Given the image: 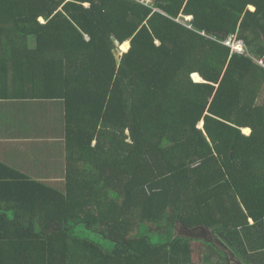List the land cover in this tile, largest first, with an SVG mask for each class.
Here are the masks:
<instances>
[{
    "label": "trees",
    "instance_id": "obj_1",
    "mask_svg": "<svg viewBox=\"0 0 264 264\" xmlns=\"http://www.w3.org/2000/svg\"><path fill=\"white\" fill-rule=\"evenodd\" d=\"M0 84V264H264V0H0Z\"/></svg>",
    "mask_w": 264,
    "mask_h": 264
},
{
    "label": "crops",
    "instance_id": "obj_2",
    "mask_svg": "<svg viewBox=\"0 0 264 264\" xmlns=\"http://www.w3.org/2000/svg\"><path fill=\"white\" fill-rule=\"evenodd\" d=\"M3 1H5V0H3ZM139 1L143 2L145 5H148V6L154 5V2H152V3H145L144 0H139ZM85 6L88 7L89 5L86 4ZM190 19H192V18L190 17ZM225 44H230V45H225V46H227L228 48H230L231 52L244 53V52L248 51L247 44L245 43V40L228 39L225 42ZM123 45H121V48L123 47ZM129 48H130V46L124 52H127L129 50ZM252 57H253L254 60L257 61V59L254 56H252ZM261 61H263V60H261ZM11 72H12V69L10 70V73ZM10 73L8 74V76H11ZM199 80H196V82H199ZM4 89H8L7 86L6 85L3 86V85L0 84V94H2L4 92L3 91ZM2 99H4V100H2ZM15 102L16 101H14V99L0 98V149H2L4 147V143L5 142L7 143L8 146H10V145L15 146V142L16 141L7 134V132H9V127L10 126H9V121H7L6 120V117H5L6 114H8L10 116L13 114V112H14V104H16ZM27 104H28V106H27L28 112L31 110V112H33L34 114L37 115V114L40 113V110H41L43 113L49 114V116L51 114H56L57 115L56 122L59 125H62L64 127H66V111H64V109L62 107H59L58 106V104H59L58 102H56V101H45V100H40L39 99V100H36L34 102L28 101ZM57 108H60V109L59 110H56ZM201 126L202 125H200V127ZM2 128L6 130L5 133H4V136L5 137L2 136ZM243 131H244V134H246L247 136H250L252 134V129L251 128H246ZM21 139H22V141L24 143L27 144V140H26L25 133H24V135L22 134L19 137V140H21ZM2 141H4V143H2ZM45 144H48V145H45ZM49 144H50V142L49 143L48 142L47 143L44 142V144H37V146H41L42 145L41 148H43V149L46 148L45 151L44 150H41L43 154L47 155V159L45 160V162H42V164L45 165L46 167H49V168L51 166L53 167L54 165H57V166L58 165H63L62 163H60L56 151L51 146H49ZM21 149H22V151H21V155L22 156H25V151L31 152L30 150L27 149V146L26 145H25V147L23 146V148H21ZM47 150H49L48 153H47ZM199 245L200 244H194L195 247H197ZM203 246L204 247H209L206 244H204ZM200 251H201V249H200ZM200 251L198 252L199 256L202 253ZM82 254H83V256L81 257V259H82V261H85L86 264H88L87 263V259H89L92 264H96V262L99 261V259L97 257V253L94 252V251H92V250H89L88 249V255H85V253L83 251H82ZM196 259H197V256L194 255V260H193L194 263H196ZM200 263H203L204 264L205 261H200ZM200 263H197V264H200ZM38 264H42V262L41 261H38Z\"/></svg>",
    "mask_w": 264,
    "mask_h": 264
},
{
    "label": "rangeland",
    "instance_id": "obj_3",
    "mask_svg": "<svg viewBox=\"0 0 264 264\" xmlns=\"http://www.w3.org/2000/svg\"><path fill=\"white\" fill-rule=\"evenodd\" d=\"M145 1V0H144ZM152 2H154V0H152ZM122 53H124L123 47L121 48V46L119 47L118 51L116 52V55L118 57H120L121 55H123ZM193 82H195V77L192 78ZM199 80V79H197ZM49 116V114L45 113V117ZM202 128V126L200 127ZM5 141V140H4ZM4 141H2V143H4ZM57 149V153L59 152V150H62V147H55ZM45 155V154H44ZM46 159H43V157L40 155L38 158H34V160L32 159H26V167H25V171L26 174H29L30 176H38L42 173L43 169L46 167L45 165L42 164V162H45ZM20 168V167H19ZM197 250H200L201 255L197 256L196 259V263H200V261H207L209 263H212L215 261L216 259V254L213 252V250L210 247H204L203 245H199L197 247H195ZM205 262V263H207Z\"/></svg>",
    "mask_w": 264,
    "mask_h": 264
},
{
    "label": "bare ground",
    "instance_id": "obj_4",
    "mask_svg": "<svg viewBox=\"0 0 264 264\" xmlns=\"http://www.w3.org/2000/svg\"><path fill=\"white\" fill-rule=\"evenodd\" d=\"M130 46V43L129 42H126L124 45H123V50L126 51L128 49V47ZM195 79H200L199 76L195 75L194 76Z\"/></svg>",
    "mask_w": 264,
    "mask_h": 264
},
{
    "label": "clouds",
    "instance_id": "obj_5",
    "mask_svg": "<svg viewBox=\"0 0 264 264\" xmlns=\"http://www.w3.org/2000/svg\"><path fill=\"white\" fill-rule=\"evenodd\" d=\"M186 20L189 21V20H191V19H190V17H187ZM42 22H44V20H42ZM225 45H230V44H225ZM129 49H130V48H129ZM122 54H124V53H122ZM261 64H263V62H261ZM193 75H194V74H193ZM193 75H192V78H193ZM243 130H244V129H243ZM243 132H244V131H243Z\"/></svg>",
    "mask_w": 264,
    "mask_h": 264
}]
</instances>
